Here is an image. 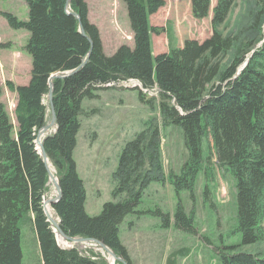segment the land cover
Returning <instances> with one entry per match:
<instances>
[{"label":"trees","instance_id":"trees-1","mask_svg":"<svg viewBox=\"0 0 264 264\" xmlns=\"http://www.w3.org/2000/svg\"><path fill=\"white\" fill-rule=\"evenodd\" d=\"M23 1L28 10L25 20L0 12L10 28L29 33L24 50L31 57L26 84L4 83L16 94L14 120L0 100V264H24L20 228L24 219L37 238L41 264H109L100 254L57 243L42 206L50 166L61 190L60 199L51 207L62 232L100 241L123 261L120 264H131L119 224L126 215L140 213L136 207L150 183L166 180L156 118L124 143L112 173L114 199L105 202L98 215L85 211V186L73 158L79 117L84 113L82 100L98 97L97 92L107 89V83L128 79L138 80L143 88L156 87L162 125L181 129L187 159L179 175H169L175 191L186 190L193 197L202 171L208 181L211 165L204 167L202 155V140L208 137L215 165L234 182V232L240 235V248L263 242L264 0H257L255 10H249L245 25L225 34L220 26L236 0H215L212 9L211 0H190L195 19L207 17L211 10V35L201 42L185 39L180 47L154 56L151 34L166 29L151 25L149 16L164 0H123L133 44H122L110 55L103 51L98 27L88 19L87 0ZM70 71L50 80L54 74ZM50 83L55 129L42 139L46 163L35 139L46 123L44 97ZM136 89L140 102L151 106L155 97L146 99ZM184 209L179 199L172 219L160 208L153 213L161 218L162 227L173 221L191 233L193 216ZM177 254L173 252L168 262L174 263ZM218 256L219 264H264L261 253L239 250L235 245H223Z\"/></svg>","mask_w":264,"mask_h":264},{"label":"rangeland","instance_id":"rangeland-1","mask_svg":"<svg viewBox=\"0 0 264 264\" xmlns=\"http://www.w3.org/2000/svg\"><path fill=\"white\" fill-rule=\"evenodd\" d=\"M164 1V5L149 16L151 25L166 29L161 34H151L153 55L162 51L167 52L171 47H180L185 39H196L201 42L211 35V10L207 17L195 19L191 13L190 0ZM256 1L236 0L224 24L220 26L222 32L224 34L235 32L245 25L250 20L249 10H255ZM87 4L88 19L99 29L105 54H112L122 44L129 46L133 44L123 0H87ZM210 5L212 9L215 0H211ZM261 30L264 35V24ZM110 86L98 91V97L84 98L81 102L84 113L79 117L80 127L73 158L77 173L85 186L86 213L90 216L98 215L102 205L114 199L112 190L115 181L112 173L117 166L124 143L144 128L149 119L156 118L161 136L160 152L166 180L161 183H150L136 207L140 213L126 215L119 224L120 239L135 257L136 262L146 260L148 264H219L218 253L223 245H235L236 249L242 248L264 255V241L240 248V235L234 232L236 224L234 182L228 172L215 165L211 140L208 137L202 140V155L205 157L203 165L204 167L211 165L209 169L212 171L208 181L202 171L195 181L193 197H190L186 190L177 193L169 175H179L187 159L181 129L173 125H162L158 111V94L153 96L155 99L150 106L140 102L138 90L131 88L132 82L129 80L112 82ZM0 87L2 89L0 100L2 99L12 117L13 97L8 94L9 91L6 92L4 83L0 84ZM145 97L147 99L151 95L146 94ZM44 103L48 106L47 95L44 97ZM50 121L48 112L46 123ZM40 140L41 138L38 139L39 142ZM50 172L54 175L51 166ZM51 179L56 181V178L49 177L43 203L46 215L45 198L51 199L56 195L55 182ZM179 199L185 212L193 216L194 228L191 233L181 230L173 221L167 228L162 227L161 218L153 213L160 208L163 212H168L172 219ZM51 206L50 211L57 222ZM49 221L55 230V221L50 219ZM20 228L23 263L41 264L37 238L30 222L22 220ZM61 239L63 242L58 241L61 246L63 244L65 247L75 246L82 253H97L108 262L112 261L107 251L93 241L85 243ZM177 251L175 262H168L170 255ZM120 263L114 259V264Z\"/></svg>","mask_w":264,"mask_h":264},{"label":"crops","instance_id":"crops-1","mask_svg":"<svg viewBox=\"0 0 264 264\" xmlns=\"http://www.w3.org/2000/svg\"><path fill=\"white\" fill-rule=\"evenodd\" d=\"M0 12H11L22 20H25L28 14L27 5L23 0H0ZM28 37L29 33L26 30L10 28L6 19L0 14V52L2 54V59L0 60V84L5 83L6 80H11L13 83L20 85L29 81L31 57L24 50ZM8 94L13 97V107L16 94L12 92H8ZM97 94L99 96L98 92ZM128 253L131 258V264H148L144 259L143 262L137 263L129 250Z\"/></svg>","mask_w":264,"mask_h":264},{"label":"water","instance_id":"water-1","mask_svg":"<svg viewBox=\"0 0 264 264\" xmlns=\"http://www.w3.org/2000/svg\"><path fill=\"white\" fill-rule=\"evenodd\" d=\"M74 15L77 17L76 14H74ZM79 29H80V32H83L81 26H80ZM85 62H86V59L83 60V62L81 63L80 66H82ZM72 72L73 71H70V72H62V73L54 74V75L51 76L50 80L53 79L54 77H65V76L71 74ZM47 98H48V105H49V109H50V113H51V121H50V123L45 124L39 130V132L37 134L38 137H40L42 134H44L46 131H48L52 126H55V113H54V107H53V103H52V84L51 83H50V88H49V91H48V94H47ZM36 143L38 144V147L37 148H39V153H40L41 157L43 158V160L46 163H48L47 156H46L45 151L43 149L42 141H40V142L39 141H36ZM49 177L55 178L53 176V174L50 172V170H49ZM54 186H55V189H56V193L57 194H56V196L54 198L48 199V201H49V203L51 205L54 204V203H56L60 199V197H61V190H60V186L58 184L57 178H56V181H55V185ZM56 230H57L58 236L60 235L63 239H65L67 241H72V242L93 241V242L99 244L102 248H104L108 252H110L114 259H117L118 261H120L121 263H123V261L119 257L115 256V254L110 249H108V247H106L103 243H101L100 241H97L95 239H90V238H81V237H70V236H67L60 229L59 222L56 224ZM56 236H57V234H56Z\"/></svg>","mask_w":264,"mask_h":264},{"label":"bare ground","instance_id":"bare-ground-1","mask_svg":"<svg viewBox=\"0 0 264 264\" xmlns=\"http://www.w3.org/2000/svg\"><path fill=\"white\" fill-rule=\"evenodd\" d=\"M54 179H55V178H54ZM51 181H52V182H55L53 179H51ZM172 183H173V182H172ZM55 196H56V195H55ZM46 199H47V201H46ZM48 199H50V197H49V198H48V197L45 198V204H44L45 206H44V207H45V210H46V212H47V216L49 217L50 220H52V221L54 220V221H55L54 223H55V226H56L57 222H56V220L54 219V217H53V215H52V213H51V211H50V210H51V209H50L51 204L49 203ZM49 205H50V206H49ZM59 236H60V235H59ZM57 237H58V236H57ZM61 238H62L61 236L58 237V241L63 242ZM85 243H86V242H85ZM89 244H90V243H89ZM83 245H84V244H83ZM84 246H85V245H84ZM106 251H107V250H106ZM107 253L109 254V258H110V257L112 258V259H111V260H112L111 262H110V260H109V264H114V258H113V256L111 255L110 252L107 251Z\"/></svg>","mask_w":264,"mask_h":264},{"label":"built area","instance_id":"built-area-1","mask_svg":"<svg viewBox=\"0 0 264 264\" xmlns=\"http://www.w3.org/2000/svg\"><path fill=\"white\" fill-rule=\"evenodd\" d=\"M129 81L132 82V86H137L143 93L147 95L157 96L158 94V89H156V87L151 88V89L143 88L138 81H135V80H129Z\"/></svg>","mask_w":264,"mask_h":264}]
</instances>
